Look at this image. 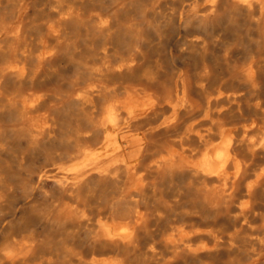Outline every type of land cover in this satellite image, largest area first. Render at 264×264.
I'll use <instances>...</instances> for the list:
<instances>
[{
	"label": "bare ground",
	"instance_id": "1",
	"mask_svg": "<svg viewBox=\"0 0 264 264\" xmlns=\"http://www.w3.org/2000/svg\"><path fill=\"white\" fill-rule=\"evenodd\" d=\"M0 264H264V0H0Z\"/></svg>",
	"mask_w": 264,
	"mask_h": 264
}]
</instances>
